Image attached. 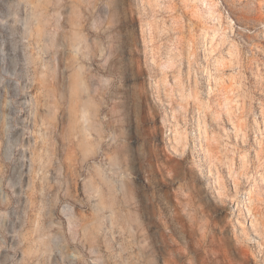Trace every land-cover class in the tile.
<instances>
[{"label":"rangeland","instance_id":"rangeland-1","mask_svg":"<svg viewBox=\"0 0 264 264\" xmlns=\"http://www.w3.org/2000/svg\"><path fill=\"white\" fill-rule=\"evenodd\" d=\"M0 264H264V0H0Z\"/></svg>","mask_w":264,"mask_h":264}]
</instances>
